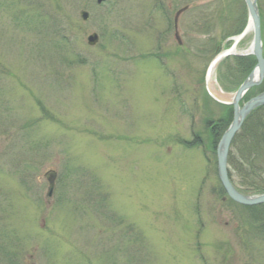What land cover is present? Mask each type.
<instances>
[{
  "label": "rangeland",
  "instance_id": "rangeland-1",
  "mask_svg": "<svg viewBox=\"0 0 264 264\" xmlns=\"http://www.w3.org/2000/svg\"><path fill=\"white\" fill-rule=\"evenodd\" d=\"M248 14L245 0H0V264H264L207 123L244 82L220 80L224 60L208 72L233 46L252 55Z\"/></svg>",
  "mask_w": 264,
  "mask_h": 264
},
{
  "label": "trees",
  "instance_id": "trees-1",
  "mask_svg": "<svg viewBox=\"0 0 264 264\" xmlns=\"http://www.w3.org/2000/svg\"><path fill=\"white\" fill-rule=\"evenodd\" d=\"M238 27L233 34H238ZM231 35L228 32L225 37ZM225 74L220 72V80H228L232 85L241 84L257 64L255 56H230L224 59ZM264 91V82L251 89L245 101ZM233 107H228L222 117L207 120L210 130L212 153H217V145L230 124ZM229 175L235 186L245 194L264 193V106L254 110L245 121L241 131L234 139L229 154ZM231 202L248 214L253 224L257 225L256 233L264 235V203L259 205H242Z\"/></svg>",
  "mask_w": 264,
  "mask_h": 264
},
{
  "label": "water",
  "instance_id": "water-1",
  "mask_svg": "<svg viewBox=\"0 0 264 264\" xmlns=\"http://www.w3.org/2000/svg\"><path fill=\"white\" fill-rule=\"evenodd\" d=\"M104 0H98L99 3ZM248 10H249V25L247 31L251 29L254 32V39L251 46V54L254 55L257 59V66L251 72L246 81L240 86L233 97V101L230 102L234 107V119L231 125L223 134L217 149L218 156V170L221 182L228 194V196L234 201L244 204V205H257L264 203V193L259 195H246L240 192L236 186L233 184L229 177L228 172V157L231 145L236 134L239 132L243 126L246 118L250 113L256 108L264 105V92L253 97L251 100L246 102L243 106L240 105L241 100L246 95V93L254 86L259 85L264 80V45L262 39V27H261V16L258 6V0H245ZM82 16L87 19L88 12L83 11ZM246 31V32H247ZM244 32L240 37L246 34ZM240 37H237L239 41ZM99 41L98 34L94 33L89 36V44L95 45ZM234 53V46L231 49H228L217 56L213 61L211 67L222 60L224 57L229 56ZM256 71L259 72V75L256 76ZM50 181V195L52 194L55 182H56V173L51 171L48 175Z\"/></svg>",
  "mask_w": 264,
  "mask_h": 264
},
{
  "label": "bare ground",
  "instance_id": "bare-ground-1",
  "mask_svg": "<svg viewBox=\"0 0 264 264\" xmlns=\"http://www.w3.org/2000/svg\"><path fill=\"white\" fill-rule=\"evenodd\" d=\"M250 31V30H249ZM216 65L217 64H214L210 69H209V72H208V79L211 80L213 78V75H214V71H215V68H216ZM259 75V72L256 71V76ZM244 125V124H243ZM243 127V126H242ZM230 177V176H229ZM260 194H263V193H260ZM259 195V194H258ZM263 204V203H262ZM259 205V204H257Z\"/></svg>",
  "mask_w": 264,
  "mask_h": 264
},
{
  "label": "flooded vegetation",
  "instance_id": "flooded-vegetation-1",
  "mask_svg": "<svg viewBox=\"0 0 264 264\" xmlns=\"http://www.w3.org/2000/svg\"><path fill=\"white\" fill-rule=\"evenodd\" d=\"M175 16H176V14H175ZM175 16L173 17L174 19V23H173V28L176 30V28H175ZM176 32V31H175ZM168 32H166V34H162V36H161V39H163L164 41L166 40V38L168 37V34H167ZM159 58H161L160 56H159Z\"/></svg>",
  "mask_w": 264,
  "mask_h": 264
}]
</instances>
